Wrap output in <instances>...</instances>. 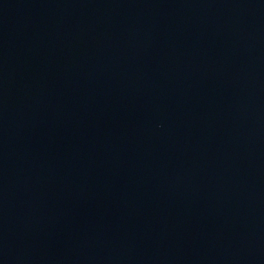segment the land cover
<instances>
[{
	"label": "water",
	"instance_id": "1",
	"mask_svg": "<svg viewBox=\"0 0 264 264\" xmlns=\"http://www.w3.org/2000/svg\"><path fill=\"white\" fill-rule=\"evenodd\" d=\"M0 264H264V0H0Z\"/></svg>",
	"mask_w": 264,
	"mask_h": 264
}]
</instances>
